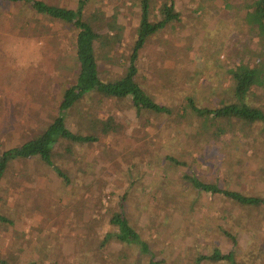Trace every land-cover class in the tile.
<instances>
[{"label": "rangeland", "instance_id": "374dc122", "mask_svg": "<svg viewBox=\"0 0 264 264\" xmlns=\"http://www.w3.org/2000/svg\"><path fill=\"white\" fill-rule=\"evenodd\" d=\"M45 1L71 8L77 3ZM248 1L175 0L180 20L147 39L136 76L172 113L135 115L127 102L120 108L112 99L85 95L67 110L68 128L83 132L90 124L85 115L97 123L113 115L121 130L100 135L93 144H76L74 160L59 159L68 183L38 158L9 161L0 180V214L10 220L0 223V264H149V259L224 264L197 260L214 249L236 250V264H264V208L242 207L221 194L193 189L183 178L195 174L264 196L262 125L236 124L235 136L214 138L203 118L185 111L189 97L196 106H218L232 83L228 70L264 60L245 19ZM159 2L151 0L152 13ZM92 9L117 13L121 25L120 41L106 58L98 57L108 79L127 65L140 0H89L86 12ZM73 40L68 23L35 13L23 2L0 1V152L20 146L56 116L64 89L75 82ZM167 154L188 165L169 162ZM124 192L129 224L151 253L138 243L111 238L97 246L117 230L109 219ZM219 226L235 235L236 245Z\"/></svg>", "mask_w": 264, "mask_h": 264}, {"label": "trees", "instance_id": "16d2710c", "mask_svg": "<svg viewBox=\"0 0 264 264\" xmlns=\"http://www.w3.org/2000/svg\"><path fill=\"white\" fill-rule=\"evenodd\" d=\"M1 1V0H0ZM15 3H25L35 12L48 16L52 20L68 23L74 28V54L77 65L75 82L64 89L58 111L54 119L38 134L23 142L20 146L11 147L0 152V180L4 175L7 164L11 159L38 158L50 166L63 182L68 183L69 176L56 162L69 159L74 160L75 145L85 146L99 142L100 135L116 134L121 130V125L113 115L98 121H90L85 115L87 124L85 131H73L65 124L66 112L80 103L85 95L96 96L97 100L112 99L121 108V102H127L133 108L135 115L147 110L155 113L171 114L172 110L167 104L156 101L137 81V60L139 52L148 38L157 34L167 24L177 23L181 12L175 0H160L158 9L152 13L151 0H140V15L136 25L135 38L127 56V65L124 71L117 76L105 78L98 57L106 58L116 42L120 41L121 25L117 13L104 14L98 9L86 12L89 0H77L74 8L66 5L48 2L45 0H2ZM245 19L249 24L256 43L260 47L258 52L264 56V0H250L245 5ZM264 59V57H263ZM232 83L227 88L225 98L221 99L218 106H196L193 98L189 97L185 111L194 116L203 118L202 122L209 136L218 138L225 133L236 135L237 125L250 127L260 123L264 129V60L254 64L240 62L228 70ZM257 93L261 96L257 97ZM226 95H228L226 97ZM89 117V116H88ZM84 119V118H83ZM93 127V130L91 129ZM204 128L202 131L205 130ZM165 159L181 168L188 165L182 159L165 155ZM130 171V170H129ZM186 172V171H185ZM183 178L188 181L193 189L211 194H221L224 198L235 202L242 207L264 208V196L247 194L241 190L227 188L220 182L209 183L195 174L184 173ZM218 180V177L215 178ZM132 183V181H131ZM126 192L118 199V209L114 210L109 222L117 230L107 232L101 243L109 238L119 242L138 243L141 251L151 253L148 243L141 239L139 233L129 224L128 217L123 210ZM10 221L5 215L0 214V223ZM222 233L229 237L233 245L237 244L235 235L219 226ZM96 242V241H95ZM85 252V250L83 249ZM236 250L222 253L214 249L209 254H201L197 260L223 261L224 264H236ZM243 259L242 261H244ZM2 263L3 260L0 259ZM245 262H240V264ZM149 264H157L149 259Z\"/></svg>", "mask_w": 264, "mask_h": 264}]
</instances>
